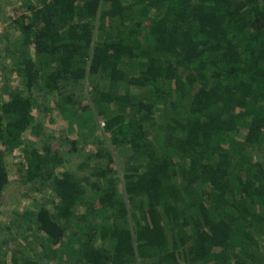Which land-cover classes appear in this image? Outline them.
<instances>
[{"label":"trees","instance_id":"16d2710c","mask_svg":"<svg viewBox=\"0 0 264 264\" xmlns=\"http://www.w3.org/2000/svg\"><path fill=\"white\" fill-rule=\"evenodd\" d=\"M16 3L0 264H264V0Z\"/></svg>","mask_w":264,"mask_h":264},{"label":"rangeland","instance_id":"374dc122","mask_svg":"<svg viewBox=\"0 0 264 264\" xmlns=\"http://www.w3.org/2000/svg\"><path fill=\"white\" fill-rule=\"evenodd\" d=\"M16 1L17 0H0V32L4 31L5 26L12 21L11 18L14 16L15 10L20 9V5L16 3ZM1 35L2 33L0 36ZM3 48L4 47H0V65H2V63L6 60V58H4L6 54ZM14 83L16 84L18 82L14 81ZM47 106H42V108L39 110L40 112L36 111L37 120L40 118L43 119V117H46V115L51 114V106ZM38 138L40 137H37L36 142H40ZM72 160L75 161L74 159ZM22 161L23 155L18 150L7 154L5 157L6 167L9 175V183L5 188L4 200L0 210V221L2 222L3 227H8L10 224H13V217L17 211L25 209L26 207L31 208V204L34 203L33 198L28 199L22 194L21 182H19L17 172L18 164ZM13 234L17 236L15 231Z\"/></svg>","mask_w":264,"mask_h":264}]
</instances>
